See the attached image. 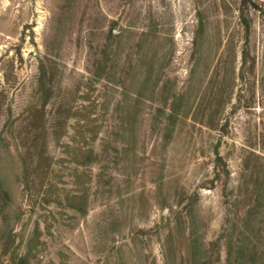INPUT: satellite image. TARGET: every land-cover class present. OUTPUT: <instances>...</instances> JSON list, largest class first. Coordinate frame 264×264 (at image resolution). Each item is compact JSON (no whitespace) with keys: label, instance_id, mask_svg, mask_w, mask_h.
<instances>
[{"label":"rangeland","instance_id":"obj_1","mask_svg":"<svg viewBox=\"0 0 264 264\" xmlns=\"http://www.w3.org/2000/svg\"><path fill=\"white\" fill-rule=\"evenodd\" d=\"M253 1L0 0V264H264Z\"/></svg>","mask_w":264,"mask_h":264},{"label":"trees","instance_id":"obj_2","mask_svg":"<svg viewBox=\"0 0 264 264\" xmlns=\"http://www.w3.org/2000/svg\"><path fill=\"white\" fill-rule=\"evenodd\" d=\"M256 6V3L253 0H242V6H246L248 8L249 6ZM220 158V157H219ZM83 213H86V209H82ZM17 264H28L25 258H20L17 262Z\"/></svg>","mask_w":264,"mask_h":264}]
</instances>
